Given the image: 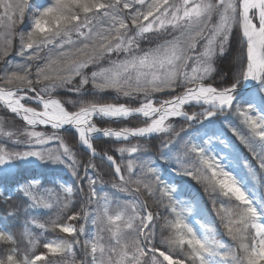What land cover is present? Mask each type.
Returning <instances> with one entry per match:
<instances>
[{"label":"snow or ice","instance_id":"6c2138e0","mask_svg":"<svg viewBox=\"0 0 264 264\" xmlns=\"http://www.w3.org/2000/svg\"><path fill=\"white\" fill-rule=\"evenodd\" d=\"M0 113V264H264V0H0Z\"/></svg>","mask_w":264,"mask_h":264},{"label":"trees","instance_id":"16d2710c","mask_svg":"<svg viewBox=\"0 0 264 264\" xmlns=\"http://www.w3.org/2000/svg\"><path fill=\"white\" fill-rule=\"evenodd\" d=\"M30 2H35V0H30ZM20 27H24L23 25H21ZM219 68L222 72L224 73H229L230 74V71H231V62H230V57L229 58H225L224 60H222L220 63H219ZM0 119L4 120L5 122V125H12V122L10 120L9 117H4L3 116V113H0ZM105 126H112V127H115L116 125H105ZM181 124L180 122L178 121L177 122V130H179ZM199 125H195L194 127H191V128H188L187 126H185V130L189 133V135H194L195 133V129L198 128ZM226 131V135L227 137L231 140V142L236 146V149H237V153H238V156H242L245 160V158H247L249 161L252 160V157L250 155V153L248 152V150L242 145L240 144L239 140L236 139L233 134L231 133V131L225 127L224 128ZM64 135H71V133H65ZM183 135V133H182ZM97 146L98 147H109L110 145L105 143L103 140H100L97 142ZM243 154V155H242ZM254 162V161H253ZM103 170H104V179L107 181L110 179L109 175H108V172L110 171V169L107 167V164L105 163L104 166H103ZM37 171H42V170H37ZM44 173V176H43V179H45L46 183H45V187L47 188H52L53 185L50 183V181H52L54 175L56 174L55 172H53L52 170H49L48 172L47 171H42ZM59 175L63 177L64 181L67 182V183H71L73 178L70 176V173H66L64 172L63 170H60L59 171ZM183 183H185L189 188H190V192H178L177 193V197L178 199H181V200H184L186 202L188 201H192L194 200V196H193V193L199 191L200 195L203 196V190L202 188L200 187V185L196 184L195 181H191L189 178H183L182 181ZM180 182V183H181ZM177 183V182H176ZM179 184V183H177ZM252 185V182L250 183L249 182V186ZM263 191L264 190V187H259L257 186V191ZM105 191H109L108 188H105ZM207 198L205 197L204 198V201H206ZM202 204H204V206L206 207V210L209 212V215L207 216V219L209 221L212 220V214H211V205L210 204H205L204 202H202ZM196 218H199V217H196ZM10 223H14V222H10ZM219 222L216 221L215 222V226H218ZM88 227L90 228L91 225L89 224ZM222 231V230H221ZM49 238H51V234L49 235ZM220 239H223L226 243H230V241L227 239V237H218Z\"/></svg>","mask_w":264,"mask_h":264},{"label":"rangeland","instance_id":"374dc122","mask_svg":"<svg viewBox=\"0 0 264 264\" xmlns=\"http://www.w3.org/2000/svg\"><path fill=\"white\" fill-rule=\"evenodd\" d=\"M29 3H32V2H30V0H29ZM34 3V2H33ZM27 22V21H26ZM6 127H11V125H5ZM195 125H193L192 127H194ZM198 126V125H197ZM226 130L224 129V132H225ZM195 134L194 135H190V136H195L196 135V132H194ZM226 133V132H225ZM52 147L53 148H55V145H52ZM218 150V149H217ZM220 155L221 156H225V157H228V152H227V150L226 151H224V152H221L220 153ZM243 155V154H242ZM231 159V157H229L228 159H226L224 162L225 163H229V160ZM244 158L242 157V156H239V160L237 161V160H232V166L233 167H236V164L237 163H239V164H243L244 163ZM53 167H58L59 169H61V170H63L64 172H66V173H69L68 171H67V169H63L62 168V166H53ZM49 170H51V169H48V170H42V171H49ZM238 171L240 172V175H244L245 173L243 172V171H241L240 169H238ZM181 179H183V178H181ZM182 180H180V181H176L177 183H179L180 184V182H181ZM250 183H251V181H249ZM249 187H252V185L251 186H249ZM256 193H257V196H264V190L263 191H259V189H258V191H257V188H256Z\"/></svg>","mask_w":264,"mask_h":264},{"label":"water","instance_id":"95a60500","mask_svg":"<svg viewBox=\"0 0 264 264\" xmlns=\"http://www.w3.org/2000/svg\"><path fill=\"white\" fill-rule=\"evenodd\" d=\"M165 178L166 179H170L171 178V174L168 171H165ZM179 177L176 178V180H178Z\"/></svg>","mask_w":264,"mask_h":264}]
</instances>
